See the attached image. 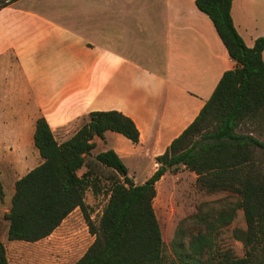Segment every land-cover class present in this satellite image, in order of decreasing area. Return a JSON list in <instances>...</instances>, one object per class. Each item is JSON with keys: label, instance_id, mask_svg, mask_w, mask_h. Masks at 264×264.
Instances as JSON below:
<instances>
[{"label": "trees", "instance_id": "1", "mask_svg": "<svg viewBox=\"0 0 264 264\" xmlns=\"http://www.w3.org/2000/svg\"><path fill=\"white\" fill-rule=\"evenodd\" d=\"M17 0H0V10ZM232 0H195L223 43L235 68L223 73L195 119L155 158L157 168L135 185L113 150L92 155L94 139L106 132L139 142L134 122L118 111L91 112L78 130L58 143L46 120L38 115L33 146L41 163L14 183L8 212L9 242L36 243L50 236L79 209L93 241L72 264H264V142L242 132L264 128V38L248 48L231 18ZM110 169L108 201L97 222L85 203L88 190L100 193L93 171ZM180 167L195 175L197 189L222 198L202 202L181 219L170 243L171 257L153 208L156 183ZM86 171L79 175L78 171ZM241 211L245 228L231 237L242 243L236 257L220 245L221 233ZM0 264H9L0 241Z\"/></svg>", "mask_w": 264, "mask_h": 264}, {"label": "crops", "instance_id": "2", "mask_svg": "<svg viewBox=\"0 0 264 264\" xmlns=\"http://www.w3.org/2000/svg\"><path fill=\"white\" fill-rule=\"evenodd\" d=\"M24 1L0 10L9 33L0 39V54L11 53L21 76L20 86L7 89L18 93L17 101L32 100L58 143L91 112L130 118L137 144L106 132L104 140L94 139L92 155L113 150L127 171L145 164L140 184L236 66L195 0ZM231 18L248 48L264 38V0H232ZM33 133L34 125L32 144Z\"/></svg>", "mask_w": 264, "mask_h": 264}, {"label": "rangeland", "instance_id": "3", "mask_svg": "<svg viewBox=\"0 0 264 264\" xmlns=\"http://www.w3.org/2000/svg\"><path fill=\"white\" fill-rule=\"evenodd\" d=\"M28 2L29 0H26L23 4ZM1 23L0 39L3 40L5 34L9 35V33L8 30L4 32ZM3 43H0L1 51ZM20 83L21 76L11 53L0 54V241L5 247L9 264H72L82 256L93 240L80 211H76L64 220L50 236L36 243L9 242L6 238L8 223L4 219V214L10 207L14 183L41 162L31 142L32 136L30 138L34 117L35 119L38 117L37 108L35 110L31 99L24 101L20 98L17 101L18 93L15 90H8L10 88L7 89L9 86L18 87ZM81 122L79 121V125ZM242 132H251L254 137L264 142L263 127L259 129L250 126L244 128ZM124 165L127 168V161ZM141 167L144 168H129L127 171L139 184L148 171L146 168L148 166L145 164ZM85 171L86 169L82 168L78 174L81 175ZM93 173L99 178L101 191L94 196L88 190L85 200L90 208L91 219L97 222L108 201L109 182L106 178L113 173L103 167H98ZM195 179L194 174L177 169L167 174L157 184L153 208L167 257H171L170 243L178 222L194 214L200 203L223 197L221 194L204 195L197 189ZM233 228H245L241 211L237 212V217L230 228L222 231L220 245L230 249L236 257H242L244 255L242 243L231 237Z\"/></svg>", "mask_w": 264, "mask_h": 264}]
</instances>
